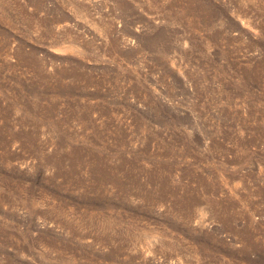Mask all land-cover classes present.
Masks as SVG:
<instances>
[{
	"label": "rangeland",
	"instance_id": "obj_1",
	"mask_svg": "<svg viewBox=\"0 0 264 264\" xmlns=\"http://www.w3.org/2000/svg\"><path fill=\"white\" fill-rule=\"evenodd\" d=\"M0 264H264V0H0Z\"/></svg>",
	"mask_w": 264,
	"mask_h": 264
}]
</instances>
